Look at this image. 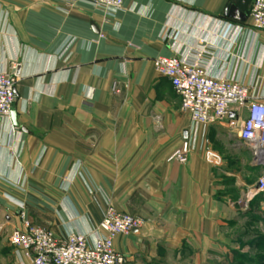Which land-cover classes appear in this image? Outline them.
<instances>
[{"label": "crops", "instance_id": "crops-1", "mask_svg": "<svg viewBox=\"0 0 264 264\" xmlns=\"http://www.w3.org/2000/svg\"><path fill=\"white\" fill-rule=\"evenodd\" d=\"M253 3L125 0L109 15L87 0H0V72L15 74L17 98L16 123L0 119V264H32L8 244L22 215L94 242L109 209L143 220L114 241L125 264H260L264 166L239 137L248 107L193 125L154 68L202 53L210 75L264 104ZM186 141L188 161H171Z\"/></svg>", "mask_w": 264, "mask_h": 264}, {"label": "built area", "instance_id": "built-area-1", "mask_svg": "<svg viewBox=\"0 0 264 264\" xmlns=\"http://www.w3.org/2000/svg\"><path fill=\"white\" fill-rule=\"evenodd\" d=\"M96 9L114 14L125 0H87ZM250 18L252 27L264 31V0H254ZM231 30V26L227 31ZM158 75L167 78L181 99L182 110L193 125L204 128L226 120L233 107H248V117L239 132L240 140L252 152L254 162L264 166V104L253 101L248 87L210 75L205 67L204 54L194 59L161 57L154 61ZM16 78L10 72H0V119H9L16 102ZM191 144L184 142L170 160L188 161ZM209 158H216L212 152ZM264 191V174L256 192ZM24 230L14 231L9 244L16 253H23L32 264H125V257L114 247L117 237L127 235L143 225V220L109 209L100 224L105 236L90 242L85 236L69 234L59 239L53 233L33 226L24 219ZM1 236V230H0Z\"/></svg>", "mask_w": 264, "mask_h": 264}, {"label": "water", "instance_id": "water-1", "mask_svg": "<svg viewBox=\"0 0 264 264\" xmlns=\"http://www.w3.org/2000/svg\"><path fill=\"white\" fill-rule=\"evenodd\" d=\"M227 15H229V16H231V17H235V16H239V14H238V12L233 8V7H231V8H229V10H228V12H227ZM11 114H12V118H13V121H14V123H16L15 122V111L12 109V112H11ZM136 230H138V229H135V230H133V231H136Z\"/></svg>", "mask_w": 264, "mask_h": 264}, {"label": "rangeland", "instance_id": "rangeland-1", "mask_svg": "<svg viewBox=\"0 0 264 264\" xmlns=\"http://www.w3.org/2000/svg\"><path fill=\"white\" fill-rule=\"evenodd\" d=\"M181 109H182V107H181ZM183 111V110H182ZM242 128V127H241ZM241 128H240V130H241ZM240 132V131H239ZM263 175V174H262ZM262 175H261V177H262ZM261 236H263V233L261 232ZM10 238V237H9ZM9 238H8V244H9ZM10 245V244H9ZM264 253V247L263 248H261V247H259V249L257 250V256H259V257H261V254H263ZM258 258V257H257ZM238 264H250V263H247V262H239ZM260 264H264V262H262L261 263V260H260Z\"/></svg>", "mask_w": 264, "mask_h": 264}, {"label": "trees", "instance_id": "trees-1", "mask_svg": "<svg viewBox=\"0 0 264 264\" xmlns=\"http://www.w3.org/2000/svg\"><path fill=\"white\" fill-rule=\"evenodd\" d=\"M258 260H259V263H260V260H261V263L264 262V256L263 255H261V257L258 256Z\"/></svg>", "mask_w": 264, "mask_h": 264}]
</instances>
